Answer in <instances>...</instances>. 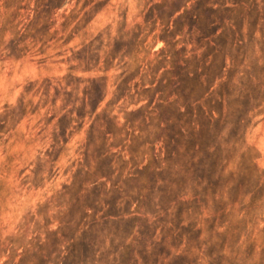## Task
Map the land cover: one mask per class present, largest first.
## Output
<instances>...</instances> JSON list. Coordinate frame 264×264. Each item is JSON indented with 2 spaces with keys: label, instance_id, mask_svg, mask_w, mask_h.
<instances>
[{
  "label": "rangeland",
  "instance_id": "obj_1",
  "mask_svg": "<svg viewBox=\"0 0 264 264\" xmlns=\"http://www.w3.org/2000/svg\"><path fill=\"white\" fill-rule=\"evenodd\" d=\"M20 5L0 264H264V0H69L42 36Z\"/></svg>",
  "mask_w": 264,
  "mask_h": 264
},
{
  "label": "trees",
  "instance_id": "obj_2",
  "mask_svg": "<svg viewBox=\"0 0 264 264\" xmlns=\"http://www.w3.org/2000/svg\"><path fill=\"white\" fill-rule=\"evenodd\" d=\"M68 1L69 0H34V8L26 9L29 12H33L32 18L28 24L29 29H33L35 31L36 25H40L39 34L42 36L43 34L41 32H44V25L45 23H47L48 16L56 15L58 10H63V12H65L66 10L64 8L68 4ZM21 2L22 0H5V3H4L5 11L0 14V31L6 25H10L14 28L13 32L15 36L13 37V39H11V43L14 47V50H16V52L21 51V49L23 50V47H21V44H23L22 37H20L19 35L20 28L17 31H15V29L18 28L19 23L13 25V22L16 20L17 17H19V11H21L22 9H25V8L20 7ZM187 3L188 2L186 1L184 5H182L181 9H184ZM83 8H85V5ZM181 9H179L177 13ZM62 17H64V14H62ZM70 18L71 16L65 17V22L62 24L63 30H65L64 25L67 24ZM36 31L38 32L37 29ZM31 39L34 40V37H31ZM166 45L168 44L166 43ZM96 51L97 49L93 47V43L91 42L89 45L85 47L83 46V48L79 52H77V54L74 55L72 59L75 61H78L81 64L88 66L89 64H91V62H93V58L97 57ZM82 53H83L82 56H85L83 57V59H80L79 57H77L78 54H82ZM99 81H100V78H93L89 82L94 83L93 84L94 87H96L97 91L101 93V86L99 84ZM86 91H88V88L85 89L84 91V95L87 98V102H85V106L89 105L88 103L92 101L91 99H88L89 93L88 92L86 93ZM100 102L101 101L96 102L93 112L97 109ZM262 233L264 234V230L262 231ZM262 253H264V249L262 250Z\"/></svg>",
  "mask_w": 264,
  "mask_h": 264
}]
</instances>
